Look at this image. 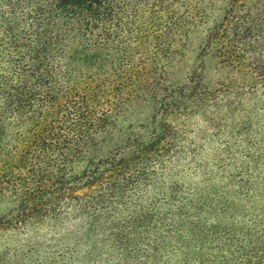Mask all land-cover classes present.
<instances>
[{"label":"trees","instance_id":"obj_1","mask_svg":"<svg viewBox=\"0 0 264 264\" xmlns=\"http://www.w3.org/2000/svg\"><path fill=\"white\" fill-rule=\"evenodd\" d=\"M234 84L264 92V0H0V231L71 223L54 264H264V187L236 205L154 174L169 117L227 111Z\"/></svg>","mask_w":264,"mask_h":264},{"label":"rangeland","instance_id":"obj_2","mask_svg":"<svg viewBox=\"0 0 264 264\" xmlns=\"http://www.w3.org/2000/svg\"><path fill=\"white\" fill-rule=\"evenodd\" d=\"M192 59V53H187L183 65H189ZM205 72L211 81L219 79L218 73L209 67H205ZM235 85L221 88L216 97L219 102L228 100L231 103L227 111L207 109L204 114L194 113L188 119L178 114L169 117L168 123L176 127L179 138L178 154L166 164L157 165L154 174L163 177L164 181L177 182L189 194L197 191L217 197L221 192H237L236 198L226 200L245 205L257 202L254 194L246 190L254 187L253 191L257 193L258 185L264 187V92L259 88L250 92L244 87L237 91ZM242 95H246L245 99L240 105L236 104ZM151 111L149 105L138 103L123 112L117 123L123 132L141 129L143 124L151 123ZM140 191L129 189L122 202L132 205L138 195L143 196ZM261 194L264 195L262 188ZM145 201L146 205L150 200L145 197ZM117 203L119 205V201ZM6 207L7 204L0 200V217ZM111 211L109 216L114 214V210ZM69 224L60 222L56 231L44 225L35 237L31 236L32 232L11 234L0 231V264H54L56 256L65 255L57 243L73 231L74 227Z\"/></svg>","mask_w":264,"mask_h":264}]
</instances>
